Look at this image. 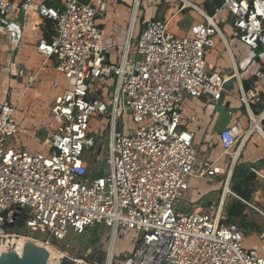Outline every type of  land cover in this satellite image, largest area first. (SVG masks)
Returning a JSON list of instances; mask_svg holds the SVG:
<instances>
[{
    "label": "built area",
    "instance_id": "built-area-1",
    "mask_svg": "<svg viewBox=\"0 0 264 264\" xmlns=\"http://www.w3.org/2000/svg\"><path fill=\"white\" fill-rule=\"evenodd\" d=\"M107 1L18 6L53 22L36 50L67 86L26 134L14 118L18 102L0 103V244L15 251L20 236L24 244L41 242L56 248L60 264H264V253L244 246L240 226L223 222L238 145L254 133L264 141V109L248 113L245 130L235 121L218 133L222 155L230 157L226 172L199 155L193 133L180 124L186 97L219 101L231 76L251 82L239 97L244 105L260 102L264 51L256 50L264 46V0H174L177 12L198 16L182 35L156 16L164 0H133L127 29L106 38L96 18ZM14 9L12 0H0V28L17 45L22 26L9 18ZM216 35L238 56L227 75L205 59ZM124 114L132 122L127 133ZM92 121L99 122L97 133ZM221 176L218 203L185 209L193 180ZM92 231L98 242L82 255H69L60 244L71 232Z\"/></svg>",
    "mask_w": 264,
    "mask_h": 264
},
{
    "label": "crops",
    "instance_id": "crops-1",
    "mask_svg": "<svg viewBox=\"0 0 264 264\" xmlns=\"http://www.w3.org/2000/svg\"><path fill=\"white\" fill-rule=\"evenodd\" d=\"M12 1L14 2L15 9L10 13L9 18L19 20L22 29L19 42L17 45H14V41L8 33L0 28V86L1 89L6 91L7 97L6 99H2V101L18 102L15 112L18 106L21 107L22 120L25 124L27 122L26 127L21 128V133L26 134L33 130L35 126H38L41 118L48 112L54 97L67 86V80L55 70L52 60H48L43 66L42 58L36 50L39 40L45 37L46 24L50 22L52 28L53 22L43 19L33 11L26 13L20 11L18 6L23 0ZM38 1L45 2L47 5H57L60 2V0ZM115 1L117 0H108L106 8L108 3L113 6ZM119 1L124 2V0ZM132 2L133 0H131L128 15L126 16L112 12L105 17L106 10L97 16V18L101 19L99 25L104 27L106 38L111 37L115 30L125 31L127 29L131 17ZM166 10V8L164 11L159 8L157 9L155 14L158 19H164L160 15ZM183 11L177 12L175 10L165 19H168L169 23L171 18H175L174 23L168 25L169 30L173 33L184 34L190 24L195 21L194 18H191V20L186 19L189 24L187 23L188 25L182 28L179 27L178 21L182 22L185 17L181 14ZM33 22H35L34 25ZM221 26L225 32H228L231 27L230 23L221 24ZM119 40L121 41L122 38H119ZM205 59L208 66L214 70L219 72L232 70L230 73L233 72L238 61L237 56L232 55L225 48L223 41L218 35L214 37V46L206 52ZM19 69L23 70L22 74H18ZM224 74L227 75V73ZM251 87L250 80L242 79L241 83H239L236 76H231L226 83V92L222 94L219 101H213L207 97H186L182 103L180 124L183 128L193 133V143L199 155L210 160H216L217 164L225 172L228 170L230 157L222 155V149L218 144V133L235 121H238L241 128L245 130L249 122L248 113H258L264 109V93L261 95L260 102L257 105H253L252 103L244 105L240 101L241 92L247 91ZM27 114L36 116V118H31V121L36 120L35 124L27 121L30 117ZM191 117L194 119L191 120ZM239 144L236 163L241 161L240 157L244 161H254L264 158V141L257 133H254L249 138L242 139ZM232 173L233 170L230 177ZM199 181L193 180L194 189L188 194L190 197L188 202L191 203L192 201L191 206L193 207H195V202L199 200V192L204 189L203 193L205 194L210 189L207 188V183L209 182L206 180Z\"/></svg>",
    "mask_w": 264,
    "mask_h": 264
},
{
    "label": "rangeland",
    "instance_id": "rangeland-1",
    "mask_svg": "<svg viewBox=\"0 0 264 264\" xmlns=\"http://www.w3.org/2000/svg\"><path fill=\"white\" fill-rule=\"evenodd\" d=\"M146 0H144L145 2ZM152 3L154 0H150ZM197 5H202L204 0H190ZM40 1L33 0V4H38ZM143 2V3H144ZM131 4V0H124L122 1H115L114 5H110V3L107 4L106 8V14L105 17H107L110 13H118L119 15L126 16L128 15V9ZM143 8V6H142ZM162 9V11L167 9L163 14H159L161 18L166 19L172 12H174L178 8V4L174 0H164L161 5L157 6V9ZM145 10V8H143ZM162 13V12H161ZM182 15H184V20L182 22L178 21L179 27H185L189 24L187 20H191V18H194L195 20L198 19L197 14L189 9L186 11L181 12ZM180 14V15H181ZM100 18H96V22L100 23ZM175 21V18H173L170 25H172ZM188 23V24H187ZM35 22H33V25ZM31 25V23H30ZM182 35V34H179ZM264 51V46L262 48H259L256 50V52ZM238 58V56H237ZM232 70H225L221 73H230ZM6 91L1 89L0 86V103L2 102V99H6ZM40 114V113H39ZM30 116V114H27V116ZM22 112L21 107L18 106L17 111L14 114L15 120L21 124L20 128L26 127L25 122L22 120ZM31 118H36V116L31 115L29 119L27 120L29 123L35 124L36 120H32ZM24 123H23V122ZM122 122L126 124L129 123L128 126L124 127V133H127V129L129 127H132L131 117L127 114H124ZM99 122H91V128L94 133H97V124ZM254 148H256L254 146ZM91 155V152L86 151V157L89 158ZM241 161H238L235 163L233 167V173L232 176L229 178L228 183V189L229 192L224 199V219L226 221H232L236 222L240 228L242 229L244 235H245V241L244 246L248 248H256L260 255L264 253L263 244H262V236L264 238V158H260L258 160L254 161H244L242 160V157H240ZM251 160V159H250ZM213 179V178H212ZM225 177H217L215 178L212 183H207V188L209 189V192L206 191L204 194L202 189L199 192V200L195 202L194 206L204 209L208 205H210L212 202L218 203L220 196H221V189L222 185L224 183ZM203 181L204 179H198L197 181ZM199 181V182H200ZM228 191V190H227ZM190 197L189 195L183 200V203L185 202V209H190L191 203H189ZM194 202V200H193ZM237 202H240L242 206V210L239 211V209L234 208L233 205ZM230 210H234V214L237 213V215H231ZM39 236V235H37ZM98 233L90 232L86 235H76L74 233L68 234V236L60 242L62 245V248L68 251L69 255H82L86 252L87 249L93 248L96 246V243L98 242ZM122 244H125L124 247L128 250L132 249V246L127 243L126 241L122 240ZM64 245H69V248H65ZM121 246V245H120ZM92 257H90L91 259ZM103 258L100 255L99 261H102ZM65 264H71V262L68 259L63 260Z\"/></svg>",
    "mask_w": 264,
    "mask_h": 264
},
{
    "label": "water",
    "instance_id": "water-1",
    "mask_svg": "<svg viewBox=\"0 0 264 264\" xmlns=\"http://www.w3.org/2000/svg\"><path fill=\"white\" fill-rule=\"evenodd\" d=\"M11 225L7 224V226ZM48 256L49 252L43 246L27 242L24 244L21 256L14 250L0 253V264H46Z\"/></svg>",
    "mask_w": 264,
    "mask_h": 264
},
{
    "label": "bare ground",
    "instance_id": "bare-ground-1",
    "mask_svg": "<svg viewBox=\"0 0 264 264\" xmlns=\"http://www.w3.org/2000/svg\"><path fill=\"white\" fill-rule=\"evenodd\" d=\"M173 18L170 19V22L168 23V25L171 24ZM27 241V239H25L24 237L20 236L18 239H17V244H18V247L17 249L15 250V252L21 256L22 255V252H23V249H21V245H23L25 242ZM38 245H41V242H36ZM20 248V249H19ZM45 249L49 252V256H48V259L46 261V264H60L59 263V260L57 259V256H59V253L58 251L56 250V248H53V247H50V246H46ZM6 252H9V250L7 249L6 245L4 243H1L0 244V253H6Z\"/></svg>",
    "mask_w": 264,
    "mask_h": 264
},
{
    "label": "trees",
    "instance_id": "trees-1",
    "mask_svg": "<svg viewBox=\"0 0 264 264\" xmlns=\"http://www.w3.org/2000/svg\"><path fill=\"white\" fill-rule=\"evenodd\" d=\"M213 3H214V5H219L220 0H215ZM209 9L211 10V8H209ZM52 33H53V29L51 28V23L48 22V23L46 24V26H45L44 35H45L46 38H49V37L51 36ZM242 206H243V205H242L240 202H237L236 204L233 205V209H234V208H237V209H239V211H241V210H242ZM239 211H238L237 213H239ZM237 213L234 214V210H233V211L230 210V214H231V215H237ZM223 222H232V221H226V220L224 219Z\"/></svg>",
    "mask_w": 264,
    "mask_h": 264
}]
</instances>
